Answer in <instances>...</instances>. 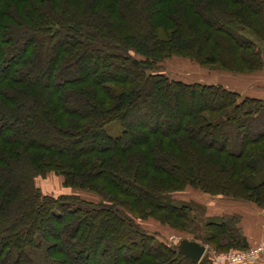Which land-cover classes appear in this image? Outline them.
<instances>
[{
  "label": "trees",
  "instance_id": "trees-1",
  "mask_svg": "<svg viewBox=\"0 0 264 264\" xmlns=\"http://www.w3.org/2000/svg\"><path fill=\"white\" fill-rule=\"evenodd\" d=\"M171 57L261 72L264 0H0V264H212L134 220L184 232L190 209L169 195L186 187L264 207V179L246 183L264 99L153 73ZM48 173L101 201L43 195ZM238 223L214 217L188 240L247 250Z\"/></svg>",
  "mask_w": 264,
  "mask_h": 264
},
{
  "label": "rangeland",
  "instance_id": "rangeland-1",
  "mask_svg": "<svg viewBox=\"0 0 264 264\" xmlns=\"http://www.w3.org/2000/svg\"><path fill=\"white\" fill-rule=\"evenodd\" d=\"M243 34L246 37L255 41L256 44H259L257 40L250 33L244 32ZM20 46L21 44H19L18 42V44L14 46L13 50L15 52H18ZM133 57H134V61L135 60L137 61V59H139V57L136 55H133ZM100 61L102 63L103 59H101ZM153 73L163 74L166 77H168L170 81L176 80L185 83L199 82L201 84L223 85L224 81L228 79L231 80L233 79L235 81H238V79L254 80L253 75L239 76L209 68H203L198 66L195 61L181 57H171L163 60L162 62L157 64V67L155 71H153ZM50 83L53 85L55 83V80L52 79ZM257 128L259 127L255 128V126L253 127L252 125L248 126L247 129H249V133H248L249 136H251L253 133L258 132L259 129ZM85 146H88V144H86ZM82 147H84V145ZM256 149L258 154L257 156L255 155L253 157L256 166L255 174L246 180V183L251 186L256 184L258 185V183H260L264 179V160L259 157V154L262 153V149L256 147L253 150ZM220 177L221 178L219 182H221L223 180V177L225 176L221 174ZM34 185L36 188H38L41 191L43 195H49L53 197H58L63 195H75L89 202L98 203L101 201V198L99 196L93 193L91 194V192L89 191H82V190L77 191L76 189L64 187L63 178L53 173H48L42 177L41 176L36 177V179H34ZM169 197L171 199H174L175 205L187 206L190 209V217L193 218L194 221L187 225L186 230L184 232L176 231L170 228L168 225L161 224L158 221L151 218L134 220L135 223L140 228L155 234L160 241L165 242L166 244L169 245H175V244L177 245L178 242L182 239H196L197 241L203 240L206 236V232L204 228L205 222L212 220V218L214 217H217L215 215L214 216L210 215L211 214L210 209L215 210L217 207H220L222 203H225L227 201L230 202L234 201L222 196L208 195L199 190H195L191 187H186L183 191L172 193L169 195ZM44 225L46 229H48V227L53 226L50 220H46ZM94 240L96 241V239H94L93 237L92 241ZM204 246L208 249V251L210 252L214 251L218 253V251L214 250L213 248H210L207 245ZM229 252L231 251L219 252V253L224 254ZM207 254L208 253L206 251L204 256H206Z\"/></svg>",
  "mask_w": 264,
  "mask_h": 264
},
{
  "label": "crops",
  "instance_id": "crops-1",
  "mask_svg": "<svg viewBox=\"0 0 264 264\" xmlns=\"http://www.w3.org/2000/svg\"><path fill=\"white\" fill-rule=\"evenodd\" d=\"M254 80H225L223 85L241 93L242 96L264 99V69L254 74ZM210 215H231L239 218L238 228L241 231L248 248L264 243V207L252 203L227 201L215 210L210 209ZM248 264H264V253L259 259Z\"/></svg>",
  "mask_w": 264,
  "mask_h": 264
},
{
  "label": "built area",
  "instance_id": "built-area-1",
  "mask_svg": "<svg viewBox=\"0 0 264 264\" xmlns=\"http://www.w3.org/2000/svg\"><path fill=\"white\" fill-rule=\"evenodd\" d=\"M212 264H248L256 261L264 253V243L244 251H231L229 253H216L208 251Z\"/></svg>",
  "mask_w": 264,
  "mask_h": 264
},
{
  "label": "water",
  "instance_id": "water-1",
  "mask_svg": "<svg viewBox=\"0 0 264 264\" xmlns=\"http://www.w3.org/2000/svg\"><path fill=\"white\" fill-rule=\"evenodd\" d=\"M134 65L137 64L135 60ZM179 252L194 263H199L206 252V247L196 241L182 239L177 244Z\"/></svg>",
  "mask_w": 264,
  "mask_h": 264
}]
</instances>
